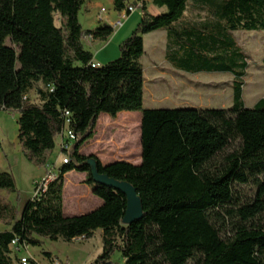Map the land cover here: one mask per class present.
Here are the masks:
<instances>
[{"label": "trees", "instance_id": "obj_1", "mask_svg": "<svg viewBox=\"0 0 264 264\" xmlns=\"http://www.w3.org/2000/svg\"><path fill=\"white\" fill-rule=\"evenodd\" d=\"M128 1L114 0L127 17ZM137 2L142 20L120 44L119 58L93 67L83 39L107 42L115 29L106 23L84 31L85 0H0V111L19 114V143L37 166L47 165L66 129L76 136L56 179L0 233V264H22L14 241L19 249L41 247L42 239L88 241L97 230L103 251L92 264H112L116 253L124 264H264V97L245 107L249 62L232 36L264 31V0H153L166 9L157 16L145 0ZM189 10L205 18L193 21ZM160 30L167 32L165 60L174 70L231 75L230 108H144V36ZM121 112L142 113L141 163L103 165L82 155L100 115ZM90 158L101 174L136 189L141 220L124 226L125 195L102 187L100 207L65 216V176L90 172ZM0 191L16 192L11 174L0 175ZM43 254L51 264L52 254Z\"/></svg>", "mask_w": 264, "mask_h": 264}, {"label": "rangeland", "instance_id": "obj_2", "mask_svg": "<svg viewBox=\"0 0 264 264\" xmlns=\"http://www.w3.org/2000/svg\"><path fill=\"white\" fill-rule=\"evenodd\" d=\"M128 2L134 4L133 1ZM146 5L150 11L158 9L153 5L152 0H148ZM102 8L106 10L104 14L101 12ZM135 8L136 12L131 18L128 21L124 20V27L118 28L115 31L116 34H113L107 42H95L90 37H85L83 39L85 50L91 51L103 64L118 59L120 44L128 36L130 37V33L132 34L142 20L143 11L140 5ZM99 13L104 20L107 18L112 21L119 15L113 0H95L90 13L85 12L84 9L80 12L79 21L84 31H93L106 24L105 21L99 20ZM187 17L199 22L205 18V14L189 10ZM57 24L60 25L58 17ZM232 36L248 58L249 68L243 87V98L245 107L253 108L264 97V31H240L233 33ZM144 43L145 55L140 63L145 75V109H228L232 106L231 75L189 74L172 70L173 68L165 60L166 30L144 36ZM30 97L32 101H37L35 91L31 92ZM105 116L111 118L107 114ZM18 119L17 113L0 111V175L11 174L16 184L15 193L0 191V233L11 230L13 219L20 217L24 204L34 197L36 185L49 175V172L57 176V169L62 165L59 138L54 152L47 155L48 161L45 167L37 166L28 159L19 143ZM136 128V121L121 118L119 123L111 125L106 118L100 116L97 141L87 144L83 148L82 155L95 156L91 155L95 153L98 157H109V160H114L113 163L130 159L129 156L139 153L137 142L136 148L131 149L129 146L131 138L135 141ZM131 161L136 160L131 158ZM80 173L76 172L77 175ZM78 179L76 176L67 178V185L63 192V210L67 217L78 216L74 213L78 209V199L84 198L85 203L82 207L85 210L82 213H88L89 210H95L102 205V200L94 192V187L99 188V186L93 182L92 177L90 176L87 182L79 183ZM5 207H8L9 211L5 210ZM42 242L41 247L29 246L28 253L24 250L20 256H30L39 264H50L43 254L45 252L54 257L51 264L57 261L63 264H92L103 251L102 230H97L94 237L88 241L79 239L68 243L63 240L53 242L42 239ZM112 264H124V259L119 253L113 256Z\"/></svg>", "mask_w": 264, "mask_h": 264}, {"label": "crops", "instance_id": "obj_3", "mask_svg": "<svg viewBox=\"0 0 264 264\" xmlns=\"http://www.w3.org/2000/svg\"><path fill=\"white\" fill-rule=\"evenodd\" d=\"M94 1L95 0H85V4H84V6H83V8H82V10L84 9L85 10V12H87V13H90L91 12V10H92V6H93V3H94ZM130 1H133L134 2V4L132 3L131 4V2H129V5H132V6H139L140 4L137 2V0H130ZM153 1V0H152ZM145 2H146V0H145ZM147 2H148V0H147ZM147 2H146V4H147ZM113 3H114V0H113ZM102 9H104V8H102ZM101 9V10H102ZM81 10V11H82ZM163 10L164 9H156L155 11H150L149 9H148V11L152 14V15H154V16H157V15H159L161 12H163ZM80 11V12H81ZM136 12V10L129 16V17H127V21L131 18V16L134 14ZM117 14H119L118 12H117ZM79 15H80V13H79ZM98 18H99V20H101V19H103L102 18V15L99 13V15H98ZM98 20V19H97ZM118 20V15H117V18H116V20H114V21H112V20H110V19H107L106 18V20H104L103 19V21H105L106 23H108V24H110L111 26H112V23H115L116 21ZM124 27V24H123V26L121 27V28H123ZM98 28V27H97ZM120 28V29H121ZM117 29H115V31H116ZM114 34H116V32L114 33ZM151 34V33H150ZM130 35H131V33H130ZM148 35V34H147ZM166 35H167V32H166ZM146 36V35H145ZM129 37V36H128ZM95 42H98V41H95ZM91 52V51H90ZM92 53V52H91ZM93 54V53H92ZM93 56H94V54H93ZM93 63L95 64V65H97V66H102V65H104L103 64V62H100V61H98V57H96V56H94V58H93ZM172 70H174V69H172ZM176 71V70H175ZM100 116H103L104 118H106L107 120H108V123H110L111 125L112 124H115V123H119V121H120V119L121 118H127V119H130V120H133V121H136V123H137V128H136V130H137V135L135 136V141H133V139L134 138H131V141H130V143H129V146H130V148L131 149H133V148H136V142L138 143L137 145H138V150H139V153H136L135 155H132V156H129V158L130 159H127V160H125L126 162H128V163H131V164H133V165H139L140 164V162L139 161H141V156H142V148H141V123H142V113H138V112H121V113H119L118 115H117V117L116 118H113V119H111V118H109V117H107V116H105V114H101ZM100 118V117H99ZM98 124H99V119H98V122H97V126H96V129H95V136H94V138L93 139H91L87 144H90V143H93V142H95V141H97V135H98V133H97V127H98ZM117 126V125H116ZM114 127V126H113ZM87 144H85L82 148H81V150H80V152H81V154H82V151H83V148L87 145ZM91 155H95L96 157H98L95 153H92ZM131 158H133V159H135L136 161L135 162H132L131 161ZM98 160L103 164V165H108V164H111V163H113V161H111V160H109V157L107 158H105V157H98ZM116 161V160H115ZM70 176H76V178H79L78 179V182L80 183L81 181H86L87 182V180H88V178H90V176H91V174H90V172H84V173H80V175H77L76 174V172L74 171V172H70L69 174H67L66 176H65V187H66V185H67V178L68 177H70ZM93 186H95V185H93ZM65 187H64V189H65ZM95 189H94V192L96 193V191H97V188L96 187H94ZM79 200V203H78V209L77 210H75V212L74 213H77V215H82V214H85V213H82V211H84L85 209H84V207H82V204L83 203H85L84 202V198H81V200L80 199H78ZM96 205V204H95ZM96 207V206H95ZM93 210V209H92ZM89 211H91V210H89ZM57 263V262H56ZM56 263H54V264H56Z\"/></svg>", "mask_w": 264, "mask_h": 264}, {"label": "water", "instance_id": "obj_4", "mask_svg": "<svg viewBox=\"0 0 264 264\" xmlns=\"http://www.w3.org/2000/svg\"><path fill=\"white\" fill-rule=\"evenodd\" d=\"M90 168V174L93 182L102 188L113 189L125 195L127 200V207L125 216L122 220L124 226L132 225L133 223L143 218V209L141 199L136 189L127 182H120L110 178L108 175L101 174L98 169L97 159L90 158L87 161Z\"/></svg>", "mask_w": 264, "mask_h": 264}, {"label": "built area", "instance_id": "obj_5", "mask_svg": "<svg viewBox=\"0 0 264 264\" xmlns=\"http://www.w3.org/2000/svg\"><path fill=\"white\" fill-rule=\"evenodd\" d=\"M134 6H130L128 8V12L131 14L135 11ZM101 12L104 14L106 12L105 9H102ZM127 19V12L119 13L118 20L115 23H112V27L114 29L121 28L124 24V20ZM103 20V19H101ZM91 38V37H90ZM92 39V38H91ZM93 67H96V65H93ZM66 116L69 117V113H66ZM69 123V121H67ZM76 140V136L74 133L66 129L61 136L59 137V149H60V156L62 157V164H66L69 162V156L68 152L72 149L74 143ZM56 175L53 172H49V175H47L41 182H39L35 187V194L34 197H37L41 192H45L48 188V185L53 182L56 179ZM13 251L17 253V255L20 257V261L22 264H28L29 260L32 259L30 256H20V254L25 250L28 253V246H23L20 249L17 248V242L14 241L12 243Z\"/></svg>", "mask_w": 264, "mask_h": 264}]
</instances>
